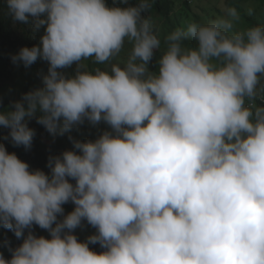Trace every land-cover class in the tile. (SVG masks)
I'll list each match as a JSON object with an SVG mask.
<instances>
[{
  "label": "clouds",
  "instance_id": "obj_1",
  "mask_svg": "<svg viewBox=\"0 0 264 264\" xmlns=\"http://www.w3.org/2000/svg\"><path fill=\"white\" fill-rule=\"evenodd\" d=\"M153 5L5 0L39 33L12 63L47 71L0 126L30 150L35 119L72 149L46 173L0 143V226L20 241L0 264H264V23L242 27L220 0L212 19L163 32ZM85 121L108 127L73 138Z\"/></svg>",
  "mask_w": 264,
  "mask_h": 264
},
{
  "label": "trees",
  "instance_id": "obj_2",
  "mask_svg": "<svg viewBox=\"0 0 264 264\" xmlns=\"http://www.w3.org/2000/svg\"><path fill=\"white\" fill-rule=\"evenodd\" d=\"M246 1L257 2L260 7L264 8V0H227V3L237 7L241 13V17L245 19L248 25L264 23V19H254L252 16L245 15L240 7V2ZM108 2L112 3V0H108ZM185 4L187 3L185 2ZM173 9L174 0H154L153 8L150 12H146L145 15H149L157 26L159 22L163 23L165 28L169 31L176 27H181L179 21L176 23L171 21L172 19L170 20ZM163 19L165 20L164 22L161 21ZM38 42L39 33L33 31L30 25H21L19 22H14L6 12L5 0H0V91L14 84L15 65L10 59L11 54L18 52L22 46L31 47ZM39 70L37 72H40ZM29 87V83H26L19 99L23 93L29 90ZM5 107L7 106L3 104L0 106V110H3ZM83 125L90 124L85 121ZM29 126L35 130L30 150H25L22 145H13L10 138H7L8 130L2 126H0V143H3L8 151L15 152L20 159L26 161L30 168H39L47 173L49 171L47 168V159L49 155H58L64 150L72 149V144L68 139V134L53 138L42 125L36 122L35 119L29 121ZM90 126L97 130H105L108 127L103 122L96 126ZM70 134L75 139L85 140L81 134L74 130H72ZM63 207L64 209H72L74 205L71 202H68L63 205ZM5 241L13 247L20 243L10 230L0 226V253L5 257H8L10 253L8 248L5 247ZM90 247L96 251L100 250L99 245H90Z\"/></svg>",
  "mask_w": 264,
  "mask_h": 264
},
{
  "label": "rangeland",
  "instance_id": "obj_3",
  "mask_svg": "<svg viewBox=\"0 0 264 264\" xmlns=\"http://www.w3.org/2000/svg\"><path fill=\"white\" fill-rule=\"evenodd\" d=\"M185 2L187 4H185ZM227 3V0H225ZM220 0H174L173 13L170 16V20L173 22H180V26L183 27L187 22L192 20L196 21H207L212 19L216 15L220 14L219 8ZM240 7L246 16H252L254 19H264V8L260 7L259 3L254 1L240 2ZM164 22L165 20H161ZM241 26H249L244 18L241 17ZM158 27L163 31L167 32V28L163 23L158 24ZM13 53V52H12ZM12 55V54H11ZM15 65L14 73V84L0 91V106L3 104L9 106L12 101L19 99L20 94L23 92V88L26 83H29V90L42 86L41 76L47 71V63L42 60H37L36 63L30 67L25 68L22 64ZM43 69V70H39ZM40 72H37V71ZM67 72H72L73 69L69 68ZM28 90V91H29ZM72 130L81 134L85 140L94 139L102 130H97L90 125H79L74 127ZM72 209L65 208V214ZM34 233L37 235L48 236L46 230L33 225ZM95 232V229L88 225L85 221L81 227L75 229V235L80 240H85L89 234Z\"/></svg>",
  "mask_w": 264,
  "mask_h": 264
}]
</instances>
